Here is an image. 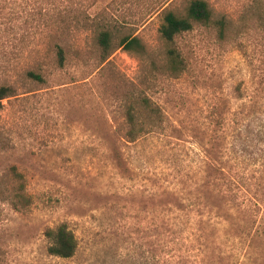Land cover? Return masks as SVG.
Returning <instances> with one entry per match:
<instances>
[{"label":"rangeland","instance_id":"obj_1","mask_svg":"<svg viewBox=\"0 0 264 264\" xmlns=\"http://www.w3.org/2000/svg\"><path fill=\"white\" fill-rule=\"evenodd\" d=\"M189 1L84 0L93 19L112 29V55L101 63L97 32L80 14L79 28L72 24L65 36L73 47L67 67L57 71L51 59L45 60L52 73L48 83L21 81L19 95L4 102L0 264H146V242L150 246L154 239L149 235L155 234V229L146 232V223L161 224L159 232L169 235L167 224L175 221L170 214L184 196L203 192L208 200V187L200 188L198 181L209 182L214 160L223 165L241 156L246 137L253 144L249 153L264 158V22L259 12L264 4L255 10L247 9L250 0H208L217 15L230 20L229 38L236 41L222 42L215 29L185 35L179 46L188 71L171 80L160 33L162 11L171 3L184 15ZM125 36L139 37L147 54L118 47ZM45 46L42 30L11 70L33 66L44 57ZM146 97L164 125L127 142L122 130L128 108H138L144 124L146 117L148 122L158 119L146 115L141 103ZM16 170L25 178L26 208L17 197L21 181ZM259 221L264 226V210ZM61 224L79 242L71 259L48 252L45 233ZM176 249L173 244L172 264H183ZM149 250L168 260L170 250ZM251 250L243 263L264 264V234L254 239Z\"/></svg>","mask_w":264,"mask_h":264},{"label":"trees","instance_id":"obj_2","mask_svg":"<svg viewBox=\"0 0 264 264\" xmlns=\"http://www.w3.org/2000/svg\"><path fill=\"white\" fill-rule=\"evenodd\" d=\"M77 1H81L80 5L76 0H0V112L5 107V101L19 95V82L48 83L52 73L45 60L51 59L57 71L67 67L73 47L65 36L72 31V24L76 25L74 29L79 28L78 15H86L87 20L92 21L90 26L97 32L95 44L101 63L106 62L115 51L114 33L110 26L97 23L93 19L91 6L83 5L84 0ZM167 4L162 11L160 33L167 44L168 79H180L188 71L186 57L179 46V40L185 35L199 29H215L222 42L236 41L229 38L230 20L217 15L208 0H190L184 15H178L170 8L171 3ZM263 4L264 0H250L247 9L256 10ZM259 12L260 20L264 22V11ZM42 30L45 31L46 40L44 57L41 56L23 72L12 71L13 61L23 58ZM118 47L139 56L147 54L145 45L137 36L123 37ZM74 52L77 55L81 53L79 50ZM141 103L147 116L158 119L148 122L146 117L144 124L139 109L135 106L128 108L124 120L126 127L122 133L130 143L159 132L164 125L161 112L148 97L143 98ZM244 145L242 155H233L227 164L222 165L218 160L212 162L207 184H204V178L199 179L198 186L209 189L208 200L203 192L196 197L188 194L182 198L181 205L170 214L175 221L173 225L167 224L169 235L159 232L161 224L146 223V232L155 229L154 236L149 235L154 239L150 246L146 239V264H172L170 249L173 244L177 246L175 251H180L176 258L183 264H244L243 260L253 253L252 242L258 235L264 234V226L259 221V215L264 210V199L259 197L264 196V158L249 153L253 147L249 137L245 138ZM15 175L21 181L20 195L17 197L21 199L22 207L26 208L29 201L25 178L17 170ZM170 235L176 236V240L167 241ZM45 236L51 256L71 259L76 255L79 242L67 224L49 228ZM160 246L170 250L168 260H162L153 250H149L150 247Z\"/></svg>","mask_w":264,"mask_h":264}]
</instances>
